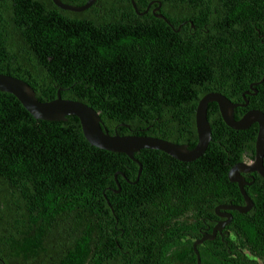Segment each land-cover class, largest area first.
Listing matches in <instances>:
<instances>
[{
  "label": "trees",
  "instance_id": "16d2710c",
  "mask_svg": "<svg viewBox=\"0 0 264 264\" xmlns=\"http://www.w3.org/2000/svg\"><path fill=\"white\" fill-rule=\"evenodd\" d=\"M151 2L137 16L129 0H96L81 13L50 0L0 1V74L26 83L39 102L58 91L86 105L109 135L188 149L207 93L245 100L235 120L249 110L264 116V79L256 84L264 75V0H133L139 13ZM156 2L172 29L152 16ZM206 120L210 142L200 158L182 163L140 150L133 183L137 166L89 146L76 119L34 120L0 93V264H195L192 241L209 233L214 208L243 205L226 175L252 160L256 136V125L227 128L213 103ZM244 179H252L243 188L250 210L229 213L226 244L196 247L200 264H264V182Z\"/></svg>",
  "mask_w": 264,
  "mask_h": 264
},
{
  "label": "water",
  "instance_id": "95a60500",
  "mask_svg": "<svg viewBox=\"0 0 264 264\" xmlns=\"http://www.w3.org/2000/svg\"><path fill=\"white\" fill-rule=\"evenodd\" d=\"M4 1V0H0ZM96 0H87L82 6L74 7L61 3L59 0H50V2L59 10L71 13H81L91 7ZM131 9L137 16H142L147 13L151 3H149L145 10L139 13L133 3L129 0ZM157 3V2H156ZM159 3L151 10L153 17L162 20L170 29L172 27L159 14L155 12L158 10ZM184 24V23H183ZM181 24V25H183ZM179 25L175 32L180 28ZM264 75L261 77L259 84L263 81ZM251 88V87H250ZM252 93H255L253 89ZM0 93H5L12 96L26 111V113L34 120L44 122H64L66 117H72L77 120L80 132L87 142L93 148L101 151L116 153L124 155L129 161L137 166L136 176L133 183H136L140 174V164L133 158V155L140 150L158 151L175 161L182 163L192 162L202 156L208 143L210 142V130L206 120V108L208 104H215L219 117L223 124L234 131L246 130L251 125H256V136L253 145V158L249 162H239L231 166L227 171V181L235 184L243 205H218L214 208V214L218 218H223L224 221L216 224L210 233H203L201 237L191 244V250L195 257V264H200L199 255L196 247L205 241H212L221 228L230 222L231 216L229 212L234 211L239 214L248 212L252 206L251 201L244 192V187L251 184L245 181L243 174L254 173L259 176L264 182V168L262 166V159L264 155V116L260 111L249 110L242 114V116L235 120L233 117V110L237 107L242 108L246 106V101L243 104H232L225 97L218 93H207L202 96L194 110V129L196 135V143L188 149L184 145H177L167 141L146 136H119L117 134L109 135L103 128V125L98 117V113L87 107L86 105L70 100H63L57 91L55 99L49 102H39L35 99L31 88L21 80L1 75L0 74ZM249 95L248 92L244 93ZM115 177V176H114ZM117 185V184H116ZM106 205L110 209L108 203ZM111 211V209H110ZM112 213V211H111Z\"/></svg>",
  "mask_w": 264,
  "mask_h": 264
},
{
  "label": "flooded vegetation",
  "instance_id": "af4514ba",
  "mask_svg": "<svg viewBox=\"0 0 264 264\" xmlns=\"http://www.w3.org/2000/svg\"><path fill=\"white\" fill-rule=\"evenodd\" d=\"M241 162H248V161L243 160V161H241ZM253 174H254V173L243 174L242 176H243L244 178H251V176H252ZM231 212H232V211H231ZM229 213H230V212H229ZM223 221H224L223 218H218V217L216 216V218L214 219V221H213V223H212L211 228L209 229V233H210V231L212 230V228H213L216 224H219V223H221V222H223ZM230 221H231V219H230ZM229 223H230V222H229ZM229 223H228L227 225L223 226L219 232H216V235H215L214 239H219L220 241H223L224 244H226V243H225V240L228 239V237H229V234H228V232H227V227H228ZM207 230H208V228L204 229V232L207 233ZM204 232L199 231V234L202 235ZM201 235H199V236L201 237ZM198 239H199V238H198ZM214 239H213V240H214ZM196 240H197V239H196ZM194 241H195V240H194ZM192 243H193V241H192ZM232 250H234L236 254H239V255L241 254V251H240L239 249H237V248H236V249H233V248H232ZM227 253H229V250H227ZM242 255H243V253H242Z\"/></svg>",
  "mask_w": 264,
  "mask_h": 264
}]
</instances>
